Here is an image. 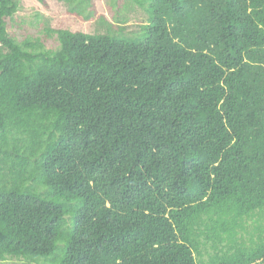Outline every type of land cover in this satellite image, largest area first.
<instances>
[{"label": "trees", "instance_id": "trees-1", "mask_svg": "<svg viewBox=\"0 0 264 264\" xmlns=\"http://www.w3.org/2000/svg\"><path fill=\"white\" fill-rule=\"evenodd\" d=\"M131 1L48 49L0 0V264H264V0Z\"/></svg>", "mask_w": 264, "mask_h": 264}, {"label": "rangeland", "instance_id": "rangeland-1", "mask_svg": "<svg viewBox=\"0 0 264 264\" xmlns=\"http://www.w3.org/2000/svg\"><path fill=\"white\" fill-rule=\"evenodd\" d=\"M131 0H92L82 14L72 12L61 0H20V8L7 21L8 32L18 41L39 39L44 47H59L58 30L81 31L92 34L105 32L107 25L122 26L126 33L135 32L147 19V12ZM204 256V255H203ZM14 263L19 260L7 258Z\"/></svg>", "mask_w": 264, "mask_h": 264}]
</instances>
